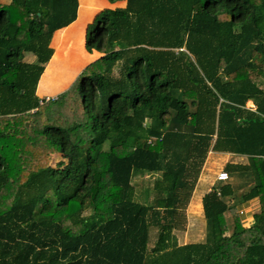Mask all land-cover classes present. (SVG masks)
Returning a JSON list of instances; mask_svg holds the SVG:
<instances>
[{"label": "trees", "instance_id": "obj_1", "mask_svg": "<svg viewBox=\"0 0 264 264\" xmlns=\"http://www.w3.org/2000/svg\"><path fill=\"white\" fill-rule=\"evenodd\" d=\"M8 1L0 264H264V0H108L125 5L100 11L85 44L102 56L50 100L38 84L79 0ZM56 50L41 95L60 68L61 41ZM211 152L249 164L225 166L229 179L202 200L206 241L180 246ZM237 172L254 184L236 190ZM145 176L153 183L141 192ZM256 198L246 228L237 206Z\"/></svg>", "mask_w": 264, "mask_h": 264}, {"label": "rangeland", "instance_id": "obj_2", "mask_svg": "<svg viewBox=\"0 0 264 264\" xmlns=\"http://www.w3.org/2000/svg\"><path fill=\"white\" fill-rule=\"evenodd\" d=\"M0 1L1 2H9L8 0H0ZM86 1L87 0H85V2ZM93 4H94V2H93ZM85 5H86V3L84 4V7H85L84 10H86V9L87 10L85 11L84 15L87 12L89 13L92 10L96 9L95 5H93V8H90V7L85 6ZM81 23L82 22L80 20L79 22H77V25H75L76 27L75 26L70 27L71 29H69L67 31V35H65V42H64V38H62L60 40L61 44H62V52L60 54L63 55V57H60V63H59L60 68H56V70L52 76V79L55 77L58 78V80H57L58 83H56V88L60 87L63 90L64 85H69L70 80L72 79V81H73L75 75H77L81 69H82L81 71H83V69L88 66L87 64L89 62L94 60L97 56L101 55V53L98 51H95L93 53H89L85 49V47L82 46L81 42L85 43V40L87 37L89 38V35L87 36L86 29H85L84 34L82 35V40H81V36H80L81 31L78 34V32L81 28ZM72 29H74V31H71ZM73 36H75L76 38ZM58 37H57V39H59ZM60 41H59V43H60ZM59 43H58V45H59ZM58 45H56V48H58ZM26 61L32 62V59L28 58ZM47 68H48V66L46 67V70H47ZM39 84H40V82H39ZM47 90H50V87ZM47 90H46L45 94L48 93ZM56 90L58 91L59 89H56ZM250 104L251 103H248V106H250ZM148 122L149 121H147V124H148ZM222 156H223L222 154H215L214 155V153H209L208 158L206 160V163L203 166V169H202L203 174L201 172L202 177L200 175L201 180L197 186V189L195 191V195L194 196L192 195L190 203L186 209L187 228L184 231L187 232V236H185V238H187V240L189 242L190 241L191 242L192 241L193 242H202V241H205L207 238V221L205 218V214H204V212H202V216H201V212L198 213L197 210L195 211V215H192V213H191V212H194L193 210H190V213H188L191 203L196 204V202L200 201V204H201L203 196L208 191V189L212 187V184L215 181L214 179L217 178L218 174L222 170H225V166L228 163H232L233 161L235 162L238 160V159H228V158L225 159ZM61 160H62L61 155H59V154L54 155L52 166L55 167L57 165V163L60 162ZM248 177L251 178L250 173H244V172H237L234 174L230 173L229 183L234 185L238 190L240 189L242 191V189H245L246 186H248V184H249L250 179ZM143 180L144 181H142V182L140 181L141 183L137 184V186H139V190H141V192H142V190H144L148 186L152 187L153 177L145 176ZM221 185L222 184H220V186ZM220 186L217 184L216 187L219 188ZM193 194H194V192H193ZM188 231H189V234H188ZM156 233L157 232H155L153 230L151 232V238H155L157 236ZM177 235L180 238L182 236H184V235H182V232H178Z\"/></svg>", "mask_w": 264, "mask_h": 264}, {"label": "crops", "instance_id": "obj_3", "mask_svg": "<svg viewBox=\"0 0 264 264\" xmlns=\"http://www.w3.org/2000/svg\"><path fill=\"white\" fill-rule=\"evenodd\" d=\"M93 2H94V4H93ZM86 3V5L85 6H88V7H90V8H93V5H95L96 6V9L95 10H92L91 12H87L85 15H84V13H85V11L87 10H84V4ZM93 4V5H92ZM124 2H119V3H116V4H111L108 0H87L86 2H83V0H79V8H78V17H77V20L74 22V23H72L71 25H69L68 27H66L65 29H63L62 31H60V32H58V33H56L55 34V36H54V38H53V41H52V47L54 48V50H55V52H54V55L58 52L57 50H56V45H58V41H60L62 38H64V42H65V35H67V31L69 30V29H71L70 27H74L75 25H77V22H79L80 20H81V28H80V30H79V32H78V34L80 33V31H81V34H80V36H81V40H82V35L84 34V31H85V29H86V34H87V27H88V25L89 24H91L93 21H94V18L96 17V15L100 12V11H102V10H104V9H107V8H110V9H114V8H117V7H124ZM84 24V25H83ZM76 27V26H75ZM71 31H74V29H72ZM77 32V31H76ZM59 36V37H58ZM57 37L59 38V39H57ZM67 37V36H66ZM73 37H75V36H73ZM76 38V37H75ZM85 38V37H84ZM85 40V39H84ZM57 42V43H56ZM82 43V46H84L85 47V44H86V40H85V43H83V42H81ZM54 55H53V57H54ZM102 55H100V56H97L94 60H92L91 62H89L87 65H89L90 63H92V62H94L95 60H97V59H99L100 57H101ZM53 57H52V59H51V61L53 60ZM87 57V56H86ZM87 59V58H86ZM51 61L49 62V64L51 63ZM48 64V65H49ZM47 65V66H48ZM85 67V66H84ZM85 69V68H84ZM82 70V69H81ZM79 71L78 72V74H80L82 71ZM45 72H46V69H45V71H44V73H43V75H42V77H41V79H40V83H41V81H42V79H43V77H44V75H45ZM77 74V75H78ZM77 75H75V77H74V79H73V81H72V79L70 80V83H69V85H64V89L62 90L60 87H58V88H56V83H58L57 82V80H58V78H53L52 79V81H51V85L52 86H50V90H47V94L46 95H41L40 93H39V85L40 84H38V89H37V95L40 97V99L41 100H43V99H45V98H55V97H57L58 95H60L61 93H63V92H65L70 86H71V84L74 82V80L77 78ZM56 89H59L58 91L56 90ZM249 103H251V104H253L252 102H249ZM254 105V104H253ZM255 108V107H254ZM211 153H213V152H211ZM215 154H222L223 156V158H225V159H238L237 161H233L232 163L233 164H243V165H247V164H249V159L247 158V157H245V156H238V155H234V154H231V153H214V155ZM231 163V164H232ZM202 174H203V172H202ZM201 177H202V175H201ZM201 177H200V179L198 180V183H197V185H196V188H195V190H194V194H193V196L195 195V191H196V189H197V186H198V184H199V182H200V180H201ZM249 179H250V181H249V184H248V186L250 187L252 184H254V181H255V179H254V177L251 175V178L250 177H248ZM215 181L213 182V184H212V187L211 188H209L208 189V191L205 193V195L207 194V193H209L210 191H211V189L213 188V187H216L217 186V184L220 186V184H223V183H220V182H217V178L216 179H214ZM248 186H246V188L248 187ZM236 190H237V188H236ZM240 190V189H239ZM238 190V191H239ZM241 193H243V192H241ZM237 194H239V192L237 193ZM204 195V196H205ZM203 196V197H204ZM203 200V199H202ZM233 200V199H232ZM231 200V201H232ZM234 201L235 200H233L232 202L234 203ZM195 205V206H194ZM199 206H201V208H199ZM238 211H239V214H240V217H241V220H242V222H243V225H244V227H246V228H248V227H251L252 225H253V223H254V215L256 214V213H258L259 211H260V203H259V199L258 198H256V199H253V200H251V201H246V202H241L239 205H238ZM190 210H193L194 212H191L192 213V215H195V211L197 210V212L199 213V212H201V216H202V212H204L203 211V205H202V203L200 204V201H198V202H196V204H192L191 203V205H190V207H189V211H188V213H190ZM197 213V214H198ZM200 215V214H199ZM199 217V216H198ZM190 231V230H189ZM189 231H188V234H189ZM177 233L178 232H176V237H177V241H178V244L180 245V246H182V245H185V244H190V243H203V242H205V241H202V242H189L188 240H187V238H185V236H187V232H182V235H184V236H182L181 238L177 235ZM154 241L155 240H152V244L154 243Z\"/></svg>", "mask_w": 264, "mask_h": 264}, {"label": "built area", "instance_id": "obj_4", "mask_svg": "<svg viewBox=\"0 0 264 264\" xmlns=\"http://www.w3.org/2000/svg\"><path fill=\"white\" fill-rule=\"evenodd\" d=\"M56 98V97H55ZM55 98H45V100H50V99H55ZM42 103V102H41ZM249 108L251 109H255L254 108V105L253 104H250V106H248ZM229 179V174L227 171L225 170H222L218 176H217V181H220V182H225ZM220 194V193H219Z\"/></svg>", "mask_w": 264, "mask_h": 264}]
</instances>
